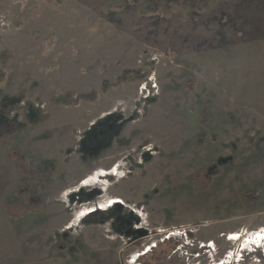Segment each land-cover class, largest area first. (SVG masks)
<instances>
[{
	"label": "rangeland",
	"instance_id": "1",
	"mask_svg": "<svg viewBox=\"0 0 264 264\" xmlns=\"http://www.w3.org/2000/svg\"><path fill=\"white\" fill-rule=\"evenodd\" d=\"M106 1L0 0V205L79 264H264V0Z\"/></svg>",
	"mask_w": 264,
	"mask_h": 264
},
{
	"label": "crops",
	"instance_id": "2",
	"mask_svg": "<svg viewBox=\"0 0 264 264\" xmlns=\"http://www.w3.org/2000/svg\"><path fill=\"white\" fill-rule=\"evenodd\" d=\"M4 205L5 203L0 205V220L2 219L0 221V264H79L78 262H72V255L76 250L70 242L68 244L62 242L57 247H54L53 241H49L52 237L51 235L60 227V224L47 220L43 223H29L38 216L34 212L26 213V215L20 214L17 218H14L7 213V208L5 210ZM96 224L98 223H90L84 227L90 228ZM35 228H41V232H45V235L48 233L46 235L47 239L41 244H39V237L34 236L32 233V229ZM95 238V234H89V239H94L95 242L88 240L86 245L95 249L92 250L96 253L97 242ZM4 240H8L7 245L11 248L10 250L1 249V247L6 245Z\"/></svg>",
	"mask_w": 264,
	"mask_h": 264
},
{
	"label": "trees",
	"instance_id": "3",
	"mask_svg": "<svg viewBox=\"0 0 264 264\" xmlns=\"http://www.w3.org/2000/svg\"><path fill=\"white\" fill-rule=\"evenodd\" d=\"M138 0H107L105 5L103 6L106 10H118V9H122V8H126L129 4H135ZM169 0H161L158 4V7L156 9H151L148 6H145L144 3H141V9H140V15H149V16H153V15H158V17H163V16H167L169 17L172 13H174L176 10H180L183 13V16L186 14V12L189 10V8L191 6H189V4H184L180 1H176L175 3H172L170 5H167L166 2H168ZM219 2V0H200V2L196 3V6L194 7V11L197 14H200L201 12H205V11H209L210 9H212V6L217 4ZM147 3V2H146ZM185 18V16H184ZM11 58V53L7 52V51H3L0 52V59H10ZM131 72H134L136 74H138L137 70H125L120 77H118V79L115 82V86L118 87L123 83H126L128 81H130L129 75ZM147 75L145 74L144 77H146ZM8 79V72L4 69V68H0V87L2 84H4V82ZM103 93H107V91L105 89L101 90ZM101 91H98L97 89H91L82 93H79L77 95L74 94V92H64L61 93V95H55L53 97L50 98L49 100V105L52 106H61V105H72L75 102L78 101H92L94 102L95 100H97V98L99 97V94ZM4 142L11 148V149H15L14 146L11 145V143H9L6 139H4ZM13 205H8L7 207V213L10 214L12 217L17 218L21 213L18 211H16L14 209ZM30 211H24V213H29ZM103 213V212H102ZM102 213H98L96 214H91L90 216H88V223L90 222H102V220L105 219L104 216H101ZM107 220H110L107 219ZM105 221V220H104ZM116 225L119 226V229H122L121 231H123V228L127 226V223H123V225H120L117 221H116Z\"/></svg>",
	"mask_w": 264,
	"mask_h": 264
}]
</instances>
